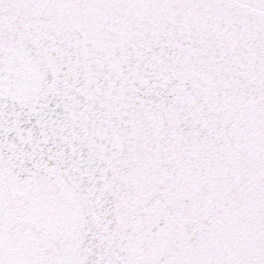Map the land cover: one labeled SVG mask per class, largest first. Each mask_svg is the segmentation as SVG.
<instances>
[{
  "label": "snow or ice",
  "instance_id": "6c2138e0",
  "mask_svg": "<svg viewBox=\"0 0 264 264\" xmlns=\"http://www.w3.org/2000/svg\"><path fill=\"white\" fill-rule=\"evenodd\" d=\"M0 264H264V0H0Z\"/></svg>",
  "mask_w": 264,
  "mask_h": 264
}]
</instances>
